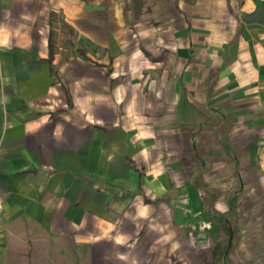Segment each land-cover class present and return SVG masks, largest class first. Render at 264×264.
Masks as SVG:
<instances>
[{
    "label": "crops",
    "instance_id": "crops-1",
    "mask_svg": "<svg viewBox=\"0 0 264 264\" xmlns=\"http://www.w3.org/2000/svg\"><path fill=\"white\" fill-rule=\"evenodd\" d=\"M262 241L264 0H0V264Z\"/></svg>",
    "mask_w": 264,
    "mask_h": 264
},
{
    "label": "water",
    "instance_id": "water-1",
    "mask_svg": "<svg viewBox=\"0 0 264 264\" xmlns=\"http://www.w3.org/2000/svg\"><path fill=\"white\" fill-rule=\"evenodd\" d=\"M226 244V243H225ZM231 243L220 250H212L211 260L215 264H264V241L252 244L251 247H241L237 244L234 248Z\"/></svg>",
    "mask_w": 264,
    "mask_h": 264
},
{
    "label": "rangeland",
    "instance_id": "rangeland-1",
    "mask_svg": "<svg viewBox=\"0 0 264 264\" xmlns=\"http://www.w3.org/2000/svg\"><path fill=\"white\" fill-rule=\"evenodd\" d=\"M53 41L59 42V39L63 44H67V42L73 41V38L75 35L72 30H69L68 25L63 19H60L59 22H55L53 24ZM63 39V40H62ZM77 39V38H76ZM203 264H215L211 260V255L210 253L205 252L202 258H199ZM174 260V259H173ZM195 263V262H194ZM192 263V264H194ZM199 264V262H198ZM219 264H222L221 261H219Z\"/></svg>",
    "mask_w": 264,
    "mask_h": 264
},
{
    "label": "trees",
    "instance_id": "trees-1",
    "mask_svg": "<svg viewBox=\"0 0 264 264\" xmlns=\"http://www.w3.org/2000/svg\"><path fill=\"white\" fill-rule=\"evenodd\" d=\"M53 54H54V49H53V42H52V39H51L50 40V58H49L50 62L52 60Z\"/></svg>",
    "mask_w": 264,
    "mask_h": 264
}]
</instances>
